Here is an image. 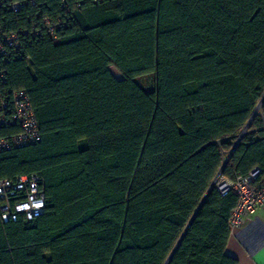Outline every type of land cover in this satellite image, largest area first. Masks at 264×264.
Listing matches in <instances>:
<instances>
[{
    "label": "trees",
    "instance_id": "trees-1",
    "mask_svg": "<svg viewBox=\"0 0 264 264\" xmlns=\"http://www.w3.org/2000/svg\"><path fill=\"white\" fill-rule=\"evenodd\" d=\"M34 1L1 27L61 29L21 45L0 91L27 94L41 139L0 152V179L41 177L45 210L0 220V264H165L209 190L169 264H238V198L211 186L264 183V0Z\"/></svg>",
    "mask_w": 264,
    "mask_h": 264
},
{
    "label": "built area",
    "instance_id": "built-area-1",
    "mask_svg": "<svg viewBox=\"0 0 264 264\" xmlns=\"http://www.w3.org/2000/svg\"><path fill=\"white\" fill-rule=\"evenodd\" d=\"M34 0H0V20L4 13L15 14L24 6H35ZM63 8L64 6L61 5ZM36 15H39L37 11ZM28 26L6 30L0 25V82L5 83L7 63L21 59L19 48L25 41L38 36L55 39L62 20L53 22L49 17L28 18ZM28 59V57H26ZM0 128H11V133L0 137V152L29 147L40 142L38 123L32 111L30 99L22 90L0 91ZM258 169L249 172L246 178L235 181L219 178L215 187L225 196L229 190L236 193L238 203L228 223L230 234L240 229L256 210H264V183L256 184ZM45 210V183L38 175H20L16 179H0V220L3 223L18 222L23 218L32 221Z\"/></svg>",
    "mask_w": 264,
    "mask_h": 264
},
{
    "label": "crops",
    "instance_id": "crops-1",
    "mask_svg": "<svg viewBox=\"0 0 264 264\" xmlns=\"http://www.w3.org/2000/svg\"><path fill=\"white\" fill-rule=\"evenodd\" d=\"M226 253L238 264H264V210H256L240 229L230 234Z\"/></svg>",
    "mask_w": 264,
    "mask_h": 264
},
{
    "label": "water",
    "instance_id": "water-1",
    "mask_svg": "<svg viewBox=\"0 0 264 264\" xmlns=\"http://www.w3.org/2000/svg\"><path fill=\"white\" fill-rule=\"evenodd\" d=\"M262 103H264V97H262L260 103L258 104L257 108L255 109V111L253 112V116L254 117L257 114L258 109L261 107ZM249 122L247 123V126L243 129V131L241 132V134L239 135V138L247 131V128L249 127ZM228 159V158H227ZM227 159L224 161V163H226ZM220 178V175L218 174L216 180L213 182V185L211 186L212 188L215 185V182ZM211 188V189H212ZM210 192V190L207 192V194L202 198V202L199 205V207L196 209L195 214L191 217V220L189 221V223L187 224L188 226L186 227V229L183 231L182 235L180 236V240L178 241V243L176 244V246L174 247L172 253L170 254L169 258L167 259L165 264H169V260L172 257V255L174 254V252L176 251V248L179 246L180 241L183 239V236L185 235V233L187 232V230L190 228L192 221L194 220V218L196 217V215L198 214V211L200 210V208L202 207L203 203L205 202V198L208 195V193Z\"/></svg>",
    "mask_w": 264,
    "mask_h": 264
},
{
    "label": "rangeland",
    "instance_id": "rangeland-1",
    "mask_svg": "<svg viewBox=\"0 0 264 264\" xmlns=\"http://www.w3.org/2000/svg\"><path fill=\"white\" fill-rule=\"evenodd\" d=\"M109 71L117 80H122V76L112 66L109 68ZM135 82H137L141 86V88L146 92L152 91L155 87L154 75L136 78ZM90 143H81V145L86 147Z\"/></svg>",
    "mask_w": 264,
    "mask_h": 264
}]
</instances>
